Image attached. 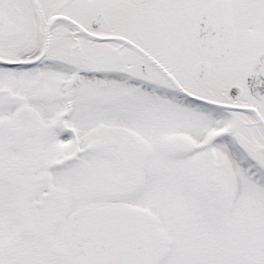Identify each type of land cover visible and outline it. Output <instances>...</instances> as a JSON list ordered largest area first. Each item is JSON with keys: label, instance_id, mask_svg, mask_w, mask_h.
<instances>
[{"label": "snow or ice", "instance_id": "6c2138e0", "mask_svg": "<svg viewBox=\"0 0 264 264\" xmlns=\"http://www.w3.org/2000/svg\"><path fill=\"white\" fill-rule=\"evenodd\" d=\"M0 264H264V0H0Z\"/></svg>", "mask_w": 264, "mask_h": 264}]
</instances>
